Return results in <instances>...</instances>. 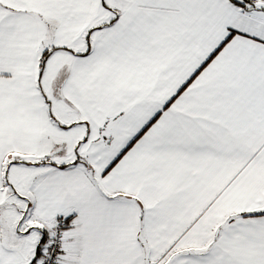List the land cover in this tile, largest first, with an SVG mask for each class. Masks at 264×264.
<instances>
[{"label":"snow or ice","instance_id":"1","mask_svg":"<svg viewBox=\"0 0 264 264\" xmlns=\"http://www.w3.org/2000/svg\"><path fill=\"white\" fill-rule=\"evenodd\" d=\"M0 264H264V0H0Z\"/></svg>","mask_w":264,"mask_h":264}]
</instances>
